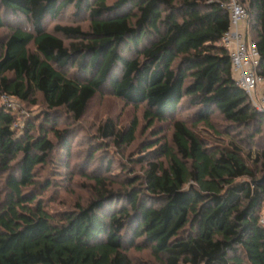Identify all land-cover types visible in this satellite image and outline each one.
<instances>
[{
  "label": "trees",
  "instance_id": "obj_1",
  "mask_svg": "<svg viewBox=\"0 0 264 264\" xmlns=\"http://www.w3.org/2000/svg\"><path fill=\"white\" fill-rule=\"evenodd\" d=\"M240 1L264 79V0ZM228 2L0 0V264H264V111ZM105 92L130 121L81 135Z\"/></svg>",
  "mask_w": 264,
  "mask_h": 264
},
{
  "label": "built area",
  "instance_id": "obj_2",
  "mask_svg": "<svg viewBox=\"0 0 264 264\" xmlns=\"http://www.w3.org/2000/svg\"><path fill=\"white\" fill-rule=\"evenodd\" d=\"M227 7L231 25L224 33L220 44L230 51L236 82L245 89L255 107L264 111V91L260 93L259 90L264 79L258 73L260 53L256 42L250 36L249 11L240 0H229ZM2 100L7 109L13 108L14 99L12 97L4 95ZM261 222L264 224V216Z\"/></svg>",
  "mask_w": 264,
  "mask_h": 264
},
{
  "label": "rangeland",
  "instance_id": "obj_3",
  "mask_svg": "<svg viewBox=\"0 0 264 264\" xmlns=\"http://www.w3.org/2000/svg\"><path fill=\"white\" fill-rule=\"evenodd\" d=\"M69 21L68 23H73V20L72 18H68ZM75 23L78 24V22L75 21ZM85 28L88 27V24L89 22L88 21H83L81 23ZM261 86V89L260 90V93H262L261 91H264V84L260 85ZM110 94H108L107 92L103 93L101 96H104V98H97L92 104H91V107H90V110L88 112V119H86V121L84 122V125H83V134L81 135H89V134H93L95 133L96 129H97V126L100 124L101 122V119L104 118V117H107V116H114V117H117V118H120V120L123 121V123H126V122H129L130 120V117L133 115V108H129V109H126L124 108V104L123 102H121L120 100L112 97V96H109ZM3 103V100L1 101ZM13 111H20V114H22L21 117H28L29 116V112L27 111V108H25V105L22 104V103H19L17 100L14 99V106L13 108H11ZM138 115L140 117V129L141 130V136H139V140H137L132 146L130 147H126L123 149L122 151V155H124L125 157H128L131 153H133L132 151H135L136 148L138 147L139 143L146 137H149L151 136L152 134V130L150 129H146L143 130L144 126L143 125V118H142V115H143V112L142 111H138ZM22 121H23V118L22 119H19L17 120L15 126L16 127H20L21 124H22ZM140 141V142H139ZM121 152V151H120ZM125 153V154H123ZM75 196L73 198H69L67 197L66 200L68 202H72V204L74 202H76L77 200L81 199L82 202H85L87 199H88V195L84 194L85 193V188H82L81 186H78L75 188ZM264 216V215H263Z\"/></svg>",
  "mask_w": 264,
  "mask_h": 264
},
{
  "label": "water",
  "instance_id": "obj_4",
  "mask_svg": "<svg viewBox=\"0 0 264 264\" xmlns=\"http://www.w3.org/2000/svg\"><path fill=\"white\" fill-rule=\"evenodd\" d=\"M264 181V176L259 180V182H263Z\"/></svg>",
  "mask_w": 264,
  "mask_h": 264
},
{
  "label": "crops",
  "instance_id": "obj_5",
  "mask_svg": "<svg viewBox=\"0 0 264 264\" xmlns=\"http://www.w3.org/2000/svg\"><path fill=\"white\" fill-rule=\"evenodd\" d=\"M263 84H264V83H263ZM263 84H262V85H263ZM263 89H264V88H263ZM259 90H262V89H261V86H259Z\"/></svg>",
  "mask_w": 264,
  "mask_h": 264
}]
</instances>
